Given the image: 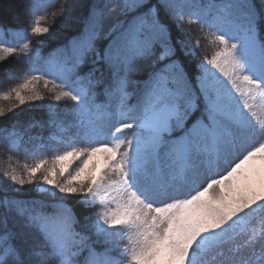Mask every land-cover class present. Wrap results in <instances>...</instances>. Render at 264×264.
<instances>
[{
  "label": "snow or ice",
  "instance_id": "obj_1",
  "mask_svg": "<svg viewBox=\"0 0 264 264\" xmlns=\"http://www.w3.org/2000/svg\"><path fill=\"white\" fill-rule=\"evenodd\" d=\"M50 3L20 0L28 29L0 22L20 41L0 40V62L28 65L0 93V144L34 158L45 130L73 135L51 163L4 171L51 200H0V264H264V0H121L107 31L116 5L93 4L42 57L30 37L50 35ZM194 24L209 34L192 38ZM202 38L216 50L189 71ZM41 81L48 99L72 102L70 121L52 104L18 118L46 100Z\"/></svg>",
  "mask_w": 264,
  "mask_h": 264
},
{
  "label": "trees",
  "instance_id": "obj_2",
  "mask_svg": "<svg viewBox=\"0 0 264 264\" xmlns=\"http://www.w3.org/2000/svg\"><path fill=\"white\" fill-rule=\"evenodd\" d=\"M20 3V0H5L3 7H0V22L4 23L6 26L11 27L16 30L28 29L30 27V21L28 16L16 7ZM105 3L116 5L115 8L105 9L107 13V19L103 23V30L107 31L113 24L117 22V13L119 11V4L121 0H54V3H50L48 7L42 9L40 14L47 12L49 14L45 23L46 26L50 27V35L47 37H30L33 49L39 48L40 55L42 57H47L50 54L54 53L57 48L63 47L73 36L79 34L83 29L84 23L88 16L90 7L93 4L98 6H103ZM64 7L65 13L62 16L55 18V21L51 18V12ZM65 17H67L65 19ZM119 19H123V16H120ZM63 21V22H62ZM193 31L191 37L195 38L197 36H203L209 34V30L205 29L201 32L199 25L192 26ZM0 40L4 43H10L13 46H16L20 43L16 38L11 36L8 33H5L3 36H0ZM37 41H43L41 44H37ZM103 38H101L100 43H103ZM201 46L196 51V56L191 60L187 61L189 71L192 70L193 65L203 60L204 56L211 58L212 54L216 50L214 44L209 43L206 39H201ZM28 65L18 64L16 56L8 57L5 61L0 62V93L8 90L12 86H16L18 83L23 82L24 73L16 71L18 68L27 69ZM4 68L13 69L14 77L13 79H6V74L3 71ZM51 87V85H49ZM38 90L45 94V101H36L33 103H27L22 106L21 109H17L16 112L19 114L20 119L27 120L28 118L40 119L46 117L48 113V104L55 105V111L59 112L61 116L71 120V109L73 104L70 100H62L56 102L54 100L48 99V93L43 88V81L38 85ZM104 98L101 96L98 98L97 102H103ZM6 102L0 101V104ZM44 105V107H41ZM11 115V114H10ZM39 132V129L35 130ZM74 131V130H73ZM66 135H73L72 131H64ZM61 135L57 130L54 134H50L48 130H45L42 134V140H37L36 142L43 143L44 147L40 148L35 154H40L42 156L49 157L52 159L54 156L53 147H56L58 152L63 151V144L56 143L53 139V136ZM28 161V157L25 156V149L23 145L19 151L9 152L6 146L0 144V200L5 198H16L27 201H35L39 203H49L51 198L46 193H40L35 190V187L32 185H25L23 189H20L18 185H12L10 181L6 180L3 177L4 171H9V169L19 170L22 168L23 164ZM78 199V198H72ZM73 210L77 213L78 216L81 215L82 209L79 206H74ZM3 210L0 209V212ZM117 251L123 248V244L119 243V239L116 240ZM116 255V253H113Z\"/></svg>",
  "mask_w": 264,
  "mask_h": 264
},
{
  "label": "rangeland",
  "instance_id": "obj_3",
  "mask_svg": "<svg viewBox=\"0 0 264 264\" xmlns=\"http://www.w3.org/2000/svg\"><path fill=\"white\" fill-rule=\"evenodd\" d=\"M59 132L61 133V135H55V136H53V139H54L55 141H57V142L63 141L62 143H63V145H64V150H66V149H67V145L69 144L71 137H70V136H66V135L64 134V132H61V131H59ZM64 150H63V151H64ZM63 151H62V152H63ZM53 152H55V154H59L57 151H55V147H53ZM41 158L47 159V160L49 161V163H51V160H52V159H50L49 157H45V156H42V155H40V154H37V155H35L34 158H33V157H29V158H28V161H27L25 164H23L22 168L19 169V170H15V171H16L18 174H23V173H24V170H25V166H27V167H31V166H33L36 162H38V160L41 159ZM73 167H75V165H74ZM12 170H13V169H9V171H12ZM38 179H39V176H38ZM40 193H41V192H40ZM243 239H244V237L241 236V237L239 238V240L237 241V243H241V242L243 241ZM245 252H247L246 249H241V253H242V254L245 253Z\"/></svg>",
  "mask_w": 264,
  "mask_h": 264
}]
</instances>
